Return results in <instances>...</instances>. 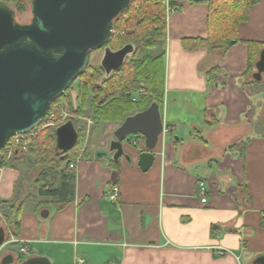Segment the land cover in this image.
Masks as SVG:
<instances>
[{
  "label": "crops",
  "instance_id": "0c3cea01",
  "mask_svg": "<svg viewBox=\"0 0 264 264\" xmlns=\"http://www.w3.org/2000/svg\"><path fill=\"white\" fill-rule=\"evenodd\" d=\"M170 10L166 38L154 54L144 53L163 58L154 161L140 169L142 146L131 145L132 136L123 145L129 158L114 161L109 143L125 118L94 124L87 103L77 123L85 128L82 149L68 168L69 201L59 208L57 197L37 196L22 205L14 244L33 256L52 264H258L264 257V73L244 74V41L264 48V0L249 8L239 40L226 49L185 46V39L207 37L206 2L179 0ZM38 172L26 163L0 167V200L12 197L21 175L26 193ZM44 179L56 188L62 174ZM112 184L120 189L115 202L107 199Z\"/></svg>",
  "mask_w": 264,
  "mask_h": 264
},
{
  "label": "water",
  "instance_id": "95a60500",
  "mask_svg": "<svg viewBox=\"0 0 264 264\" xmlns=\"http://www.w3.org/2000/svg\"><path fill=\"white\" fill-rule=\"evenodd\" d=\"M131 0H30V21L21 23L15 10L0 1V150L8 140L36 128L73 81L86 69L91 52L103 48L100 66L106 74L118 69L132 52V45L118 50L106 46L113 32L114 20ZM260 79L264 73V48L255 62ZM163 132L161 111L157 102L125 117L113 131L109 143L112 159L129 158L124 143L139 134L142 143L137 164L147 170L154 161V149ZM78 138L71 121L55 129L56 147L63 153L72 149ZM42 216L47 211L41 212ZM6 233L0 227V246ZM14 261L5 255L2 264ZM264 264V257L256 259ZM19 264H52L48 257L34 255Z\"/></svg>",
  "mask_w": 264,
  "mask_h": 264
},
{
  "label": "trees",
  "instance_id": "16d2710c",
  "mask_svg": "<svg viewBox=\"0 0 264 264\" xmlns=\"http://www.w3.org/2000/svg\"><path fill=\"white\" fill-rule=\"evenodd\" d=\"M9 4L14 10L23 11L30 0H0ZM179 0H131L128 7L114 20L113 32L106 44L111 50H118L129 44L133 49L124 59L123 64L116 70L106 74L101 66L88 65L74 81L79 80V93L75 106L73 99L67 97L66 105L75 115L71 121L77 130L78 138L75 146L63 153L56 147L55 133L39 132L32 142L24 149L18 150L6 159L3 149L0 150V164L15 167L26 163L29 169H39L36 178L28 180L27 192L21 190L25 176L21 175L15 183V189L10 199L0 200V208L4 211L2 219L7 227V238H18L20 231V214L22 205L31 197L37 196L57 197V207H62L72 193L68 183V168L71 160L80 153L83 145L85 128L78 125L79 116L87 108L89 102L91 118L94 124L101 122H121L125 117L132 115L139 109L146 108L151 102L160 100L158 95L163 83V58L144 56L140 58L143 50H153L159 41L166 38V9L177 4ZM191 2H206L208 4L207 37L185 39L190 48L205 47L207 49L228 48L239 40V23L246 20L249 8L257 0H190ZM247 45V68L245 75L255 68L258 51L263 47L259 42L244 41ZM213 74L216 69L211 71ZM253 82V79L250 80ZM137 94V95H135ZM57 99L52 103L55 104ZM135 137L142 138L136 134ZM30 171V170H29ZM48 172H60L62 181L56 188L53 182L45 180ZM66 173V175H64ZM264 228V218L261 221ZM26 247L25 244H22ZM27 248V247H26ZM26 254L19 256V262L33 256L30 249Z\"/></svg>",
  "mask_w": 264,
  "mask_h": 264
},
{
  "label": "built area",
  "instance_id": "2783aa9c",
  "mask_svg": "<svg viewBox=\"0 0 264 264\" xmlns=\"http://www.w3.org/2000/svg\"><path fill=\"white\" fill-rule=\"evenodd\" d=\"M169 11H171V10L169 7H167L165 18H167ZM72 116L73 115L68 113V111H66V109H64V107H60L56 103L53 104L51 106V108L49 109V111L44 116V118L42 119L41 123L36 128H34L31 131L24 133V134L14 135L8 140L6 145L2 148L3 149V156L6 159H9L13 155L14 152H16L18 150L19 151L24 150L32 142L33 138L41 131H46L48 133H50L51 131H54V133H55V129L58 126L65 123L67 121V119L71 118ZM129 143L131 145H136L137 143L141 144L142 139L137 138V137H135V135H133L132 139L129 140ZM0 167H3V166L0 164ZM75 168H76V164L73 162H70L69 169L73 170ZM119 191H120L119 186L117 184H112L110 186L109 192L107 193V199L111 202L117 201V199L119 197ZM200 191H201V194L205 193L206 188L204 186V183H200ZM201 201L205 202L206 198L203 196L201 198ZM7 234L8 233L6 232V238L4 240V243L0 246V264H2V259L7 254L13 255V257H14V261L10 264H19L20 262L18 259V253L16 255V254H14L12 252L10 253L8 251L2 252V248L4 246H6L8 244H12V243H19V240L13 236H10L9 238H7ZM18 252H19V254H26L27 251L23 245H19ZM217 252L219 254H223L224 249H218ZM78 264H83V260H79Z\"/></svg>",
  "mask_w": 264,
  "mask_h": 264
},
{
  "label": "rangeland",
  "instance_id": "374dc122",
  "mask_svg": "<svg viewBox=\"0 0 264 264\" xmlns=\"http://www.w3.org/2000/svg\"><path fill=\"white\" fill-rule=\"evenodd\" d=\"M29 2L26 4L25 9L23 11L15 10V18H16L17 21H19L21 23H27V22L30 21L31 15H30V12H29ZM142 52L143 53H140V58L144 57L146 53H149V54H154L155 53L154 50H143ZM103 54H104L103 48L92 51L91 55H90V61H89L88 65L95 66V67L100 66V61H101V59L103 57ZM79 89H80L79 80H76L74 83H72V85L68 88V90L60 98L57 99V101L55 103L58 106H60V107H64V109H66V111H68V113L72 114L70 112L69 107L65 103V99L67 97H70L71 99H73L74 105L75 106H79L80 102L77 101V99H76L77 95L79 93ZM135 95H137V94H135ZM88 104H89V102H88ZM88 109L89 108L87 107L83 111V116H85V115L87 116V110ZM73 116H75V115H73ZM8 249H11L14 252V254H16V255L18 253V257L22 256L18 252V245L17 244L13 243V244H8V245L4 246L2 248V252L7 251Z\"/></svg>",
  "mask_w": 264,
  "mask_h": 264
}]
</instances>
